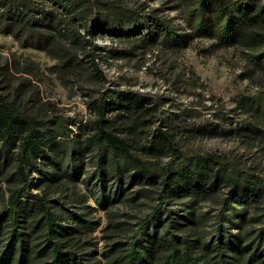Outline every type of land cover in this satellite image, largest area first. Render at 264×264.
Here are the masks:
<instances>
[{"label": "trees", "instance_id": "1", "mask_svg": "<svg viewBox=\"0 0 264 264\" xmlns=\"http://www.w3.org/2000/svg\"><path fill=\"white\" fill-rule=\"evenodd\" d=\"M53 2L72 14L65 25L51 12L37 16L36 9L13 0H0V24L25 45L46 51L56 60L55 67L61 74L77 76L89 61L103 78L96 62L102 47L91 36L98 28L119 37L131 36L141 22L126 12L112 11L104 0ZM260 2L185 0L186 23L192 33L188 38L176 34L153 15L142 21L149 26L145 37L154 41L163 36L170 45L182 47L194 36L216 39L224 46L246 44L253 50L248 54L252 69L264 71V33L253 30L258 21L264 20V6L259 7ZM7 69L8 65L0 67L3 73ZM244 99H251L247 102L250 108L264 115L261 98ZM93 106L97 118L83 147L79 135L72 136L70 128L62 130L52 126L51 119L29 115L21 110L16 96L0 93V152L7 155L12 148L17 149L15 169L8 177V194L3 193L0 199V264H103L93 252L74 246V235L92 230L93 222L73 210L56 212L49 196L35 192L33 176L34 169L44 174L38 168L44 161L54 163L57 170L63 169L65 175L74 179L80 171L84 150L90 148L96 149L101 172L110 169L121 176L128 175L132 181L142 176L158 178L160 185L152 210L139 220L126 241L103 252L104 264H264V214L246 213V207L258 209L264 204V178L239 172L211 154L188 157L173 136L160 129L142 146L157 157H170L156 167L135 152L133 138L119 133L120 129L134 131L148 120L144 116L151 108L144 106L141 94L130 90L102 91ZM108 106L122 110L115 120L107 117ZM224 182L230 186L227 192L219 190ZM96 185L101 186L98 190L92 188V195L102 206L116 200L111 199L112 192L124 191L118 185L107 191L103 180ZM187 197L192 203L183 214L169 208L173 200ZM202 200L221 205L211 234L204 227L206 213L197 214L194 207ZM65 216L76 219L79 228L67 224Z\"/></svg>", "mask_w": 264, "mask_h": 264}, {"label": "rangeland", "instance_id": "2", "mask_svg": "<svg viewBox=\"0 0 264 264\" xmlns=\"http://www.w3.org/2000/svg\"><path fill=\"white\" fill-rule=\"evenodd\" d=\"M13 1L36 9L37 16L51 12L64 25L71 19L72 14L53 0ZM104 1L112 11L136 16L141 24L136 34L127 37L113 35L104 28L96 29L91 36L102 47L96 62L103 78L95 73L89 61L77 76L61 74L55 67L56 60L46 51L25 45L0 24V67L8 65L6 73L0 71V93L16 96L25 113L51 119V125L62 130L70 128V134H78L80 146L85 147V138L97 118L94 100L102 91H134L141 94L144 106L151 108L144 116L148 120L134 131L120 129L119 133L135 140V152L142 159L156 167L170 160L169 156L157 157L142 147L160 129L173 136L188 157L211 154L239 172L264 178V115L250 108L247 102L251 99H244L264 101V71L252 69L248 61L251 47L224 46L204 36H194L183 47L170 45L163 36L148 41L145 34L149 26L142 21L150 15L176 34H185V38L192 34L186 23L185 0ZM260 6H264V0ZM253 30L264 33V20L258 21ZM108 108L107 117L112 120L122 112ZM16 152V148L7 155L0 152V199L3 193L8 194V177L15 169ZM95 152L92 148L84 150L80 171L74 179L65 175L63 169L57 170L54 163L44 161L38 165L44 174L34 169L33 176L37 184L35 192L49 196L56 212L73 210L93 222L92 230L74 235V246L93 252L104 264L103 252L126 241L139 220L152 210L160 185L158 178L142 176L132 181L128 175L121 176L110 169L101 172ZM55 160L59 161L56 157ZM100 180L105 182L107 191L117 185L124 189L118 194L112 192L111 199L116 200L107 206L100 205L92 195V188H100L101 185H96ZM221 186L219 190H230L226 182ZM191 201L188 197L176 199L169 208L183 214L190 209ZM194 207L197 214L206 213L204 227L211 234L221 205L202 200L194 203ZM246 213L264 214V204L258 209L248 206ZM64 218L67 224L79 228L76 219Z\"/></svg>", "mask_w": 264, "mask_h": 264}]
</instances>
